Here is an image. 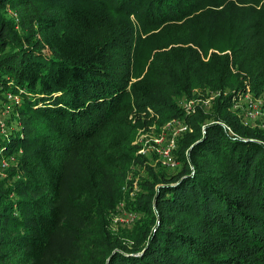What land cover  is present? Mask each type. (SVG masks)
Returning <instances> with one entry per match:
<instances>
[{"label":"trees","instance_id":"obj_1","mask_svg":"<svg viewBox=\"0 0 264 264\" xmlns=\"http://www.w3.org/2000/svg\"><path fill=\"white\" fill-rule=\"evenodd\" d=\"M196 90L221 97L185 116ZM247 91L264 99V0H0V264H264ZM173 119L193 130L175 171L134 144ZM137 167L162 172L133 199ZM122 201L133 243L111 232Z\"/></svg>","mask_w":264,"mask_h":264},{"label":"built area","instance_id":"obj_2","mask_svg":"<svg viewBox=\"0 0 264 264\" xmlns=\"http://www.w3.org/2000/svg\"><path fill=\"white\" fill-rule=\"evenodd\" d=\"M197 96L186 98L182 102V108L185 116H192L199 110L209 109L213 106L214 102L221 97L220 92H200L196 90ZM17 103L20 102L18 98L15 99ZM243 102V104L241 103ZM237 108L242 109L241 120L245 126L256 127L258 126V120L264 118V101L260 98H255L250 91L238 94ZM152 117H157L154 112ZM206 126L202 127L205 131ZM188 132H193L192 127L185 120L173 119L166 122L161 127L158 123L153 124L149 129H142L139 131L135 145H140V155L151 158L153 155L157 156L156 163H161L171 170H175L179 165L175 158V152L177 150V140ZM130 182L133 185H130ZM125 193H129L130 197L135 199L141 192L138 180L133 179L131 176L127 180V184L123 188ZM127 216L132 220H138L140 218L139 213L134 210L129 211L125 201H122L117 208V212L112 215L113 227H119L120 218ZM122 225H120L121 227Z\"/></svg>","mask_w":264,"mask_h":264},{"label":"rangeland","instance_id":"obj_3","mask_svg":"<svg viewBox=\"0 0 264 264\" xmlns=\"http://www.w3.org/2000/svg\"><path fill=\"white\" fill-rule=\"evenodd\" d=\"M45 52H47L48 53V51L46 50ZM200 92H203V91H201V90H199ZM206 93V92H205ZM210 93H212V92H210ZM261 100H263L264 101V99L263 98H260ZM12 111H13V107L12 106H7L6 107V109H4V108H2V107H0V120H1V122H3L4 121V119H8L9 117H10V115H11V113H12ZM257 125L258 126H256V128L257 127H259V128H263L264 129V118L262 117L261 119H259L258 120V123H257ZM254 128V127H253ZM149 129V128H148ZM188 133H190V132H188ZM188 133H186V134H188ZM175 156H176V153H175ZM158 157L157 156H155V155H153L151 158H149V162H152L153 163V166H155V167H157L156 165H158V164H161V163H157L156 164V159H157ZM175 158H177V157H175ZM13 160H8V159H6L5 161H4V165H14L15 164V161H16V159L13 157L12 158ZM177 160V159H176ZM177 164L178 165H180V162L179 161H177ZM161 165H163V164H161ZM177 168H175V170H176ZM175 170H173V171H175ZM133 171H135L134 172V175H133ZM133 171L131 172L132 173V175L133 176H135V177H137V180H138V183H139V180H140V182L141 181H145V177H148V174H146V172L148 171V172H151L152 171V173L151 174H157V173H159V172H162V169L161 168H155V169H153V170H145L144 168H140V167H137V168H133ZM156 184L157 182L154 180H152V182L151 183H149V189L148 188H146L145 189V191H146V196H148L149 195V192H150V188H152V185L153 184ZM147 185H148V183H147ZM157 185V184H156ZM155 186V185H154ZM157 188V187H156ZM144 192V191H143ZM141 193H142V190H141ZM141 193H139V194H141ZM141 219V217L138 219V220H132L131 218H128L127 216H125L124 218H120L119 219V221L117 222V223H119V227H113L112 229H111V232L113 233V234H118L119 233V231H120V229H122L123 231H125V233L122 235V238H124V241L125 242H131V243H133V241L135 240V238L134 237H131V231L132 230H134L135 228H133L138 222H139V220ZM120 225H122L121 227H120ZM133 228V229H132ZM129 229H131V230H129ZM129 230V231H128ZM136 230V229H135ZM134 230V231H135Z\"/></svg>","mask_w":264,"mask_h":264}]
</instances>
